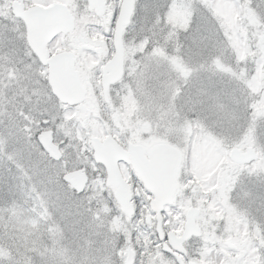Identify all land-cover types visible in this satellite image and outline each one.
<instances>
[{"label": "rangeland", "instance_id": "obj_1", "mask_svg": "<svg viewBox=\"0 0 264 264\" xmlns=\"http://www.w3.org/2000/svg\"><path fill=\"white\" fill-rule=\"evenodd\" d=\"M187 2L211 5V14L220 43L213 49L210 62L197 65L196 70L186 53L169 54L168 43L172 36L165 37V41L156 46H152L147 39L133 43L128 29L123 34V81L130 73L139 72L143 65L152 62L155 74L167 84H173L178 79L191 78L190 86L183 83L181 85L185 91L189 90V87L202 89V99L207 105L219 101L225 106L235 107L231 99L233 90H237L239 94L246 93L252 102L247 107L246 120L241 121L243 128L239 139H236L234 133L230 141L231 146L222 147L225 144L224 139L205 130L203 125L200 126V132L203 134H198L195 126L189 123L195 119L186 120L184 124L177 126L174 120L169 119L167 113L159 114L155 119L150 114L139 116L137 100L132 90L128 89L127 97L123 96L122 103L127 100L130 115L115 114V118L88 117L85 114L87 104L75 112H63L65 121H78V124L87 130L86 135L78 136L79 143L73 141L74 147L69 145L67 151L71 155L64 165L67 169L64 173L84 168L95 180L96 196L102 202L107 198L103 211H113L117 205L113 200L112 191L106 187L103 178L99 177V167L89 158V139L93 136L103 138L106 134H111L125 143L123 145L139 141L171 143L181 151L182 162L178 191L169 210L176 209L175 215L182 219L188 207L200 209L196 223L202 230L203 238L190 244L193 259L198 264H264V56L251 61V57L236 55L238 50H229L232 45L236 49L249 47L248 44L242 45L243 36L239 32L242 16L245 20L248 18L249 21H257L260 29L257 34H262L264 10L260 9L254 0ZM10 16L9 0H0V34L13 31L11 26H8ZM185 19L183 10L177 9L172 23L178 27L185 23ZM250 38L256 43L258 36L251 32ZM146 47L152 48L147 56L144 55ZM174 48L177 49L176 52L180 51V45L174 44ZM6 59L7 57H0V87L1 82L5 81V74L9 78L14 75L13 72L5 73L4 64L8 63ZM239 60L240 67L237 66ZM42 75L44 76L43 72ZM55 106L49 100L43 107L55 112L58 109H55ZM110 109L114 111L116 108ZM24 114L27 115V110H24ZM44 119H48V116L37 117L33 123L45 128L41 124ZM11 139V126L8 131H4L3 125H0V264H41L45 257L58 260L59 264H111L106 252L112 242L105 238L95 224L86 219H80L73 232L67 236L73 251L70 253L67 247L62 246L61 242L65 239L64 226L52 221L43 200H28L29 211L37 217V220L28 224L32 231H18L10 224L4 223L8 217L19 216L23 212V209L12 203L15 200L12 175L19 165L15 163L16 153L10 152L6 155L4 151L5 145ZM18 142L22 151L28 148L23 139ZM64 144H68V140H65ZM233 148L241 151L253 149L256 160L245 166L232 163L229 160V152ZM49 178L57 182L58 186L63 183L60 176L50 175ZM80 195L83 196L84 192ZM209 195L211 198L207 199ZM5 201L10 204L8 208L3 207ZM166 213L173 211L167 210ZM118 220L117 218L113 223ZM41 222L46 227L36 233L39 235L37 239L33 232L39 228ZM123 234L119 236L121 245H125L128 240V236ZM137 243L141 244L136 259L139 264H144L142 257L148 255L144 252L145 247L156 250L152 264H174L157 247L141 241ZM226 243H229L232 249H228ZM116 248L120 256L124 248Z\"/></svg>", "mask_w": 264, "mask_h": 264}, {"label": "clouds", "instance_id": "obj_2", "mask_svg": "<svg viewBox=\"0 0 264 264\" xmlns=\"http://www.w3.org/2000/svg\"><path fill=\"white\" fill-rule=\"evenodd\" d=\"M129 29L130 33H135L137 41L147 39L152 46L162 43L168 35L167 32L162 36L145 35L135 26V22L129 25ZM174 44L180 45L179 52L175 51ZM184 44L185 36L180 31L168 43L169 54H183L182 46ZM150 52L144 55L147 56ZM0 57L10 58L11 62L4 64L5 73H14L11 78L5 74L4 79L7 83L0 87V125H3L4 131H8L9 126L12 129V139L5 145L4 151L6 155L10 152L16 153L15 163L19 167L12 175L15 195V200L12 203L23 209L19 216H10L4 223L10 224L12 228H16L18 231H32L28 224L32 220H37V217L29 211L28 200L31 199L33 202L43 200L52 221L63 224L65 239L61 243L62 246L69 249L70 253L73 249L67 236L73 232L80 219H86L89 223L95 224L105 238L112 242L106 252L110 257L111 264H127V261L132 258L118 255V249L115 245L119 243L120 234H113L108 229L113 213L111 209L108 212L103 211L107 198L102 202L96 196L94 178L89 174L88 182L83 187V196L64 183H60L58 186L57 182L49 178L50 175L62 177L63 173L67 171L64 165L71 155L67 149L69 145H73V141L79 143L78 136L86 135L87 130L83 129L78 121H65L62 110L57 109L55 112H50L47 107H43L49 103L47 85L44 84L45 77L42 75V72L47 71L45 66L36 67L34 61L31 64L18 62L19 58L15 56L14 50L10 47L0 46ZM26 59L30 58L26 57ZM21 85H23V90ZM180 87L184 88L183 85ZM128 89L132 90L137 100L139 116L150 114L155 119L157 115L167 113L169 119L174 120L177 126L184 124L186 120L196 119L195 113L185 112L182 94L177 93L173 84L161 81L155 74L152 62H147L140 68L139 72L130 73L125 78L120 85L121 95L126 94ZM25 109H27V115L22 118L20 113L24 112ZM43 115H47L51 122L49 128H40L33 123V120ZM25 129L29 130L26 131ZM50 131L51 136L49 137L47 134ZM38 133L44 135L48 142L56 146L58 156L51 155L44 148ZM20 139H23L28 146L23 151L18 142ZM65 140H68V144H64ZM61 144H64V147L61 148ZM9 206V202L5 201L3 207L8 208ZM113 207H115L114 203ZM118 215L122 217V224L140 234L142 226L137 223L132 228L131 225L127 224L125 214L118 213ZM44 227L46 225L41 222L39 228L33 232L37 239H39V235L36 233L41 232ZM124 247L126 245H120V248ZM144 252L148 253L147 256L142 257L144 264H152L156 257V250L145 247ZM41 264H59V261L45 257ZM136 264L139 262L137 261Z\"/></svg>", "mask_w": 264, "mask_h": 264}, {"label": "flooded vegetation", "instance_id": "obj_3", "mask_svg": "<svg viewBox=\"0 0 264 264\" xmlns=\"http://www.w3.org/2000/svg\"><path fill=\"white\" fill-rule=\"evenodd\" d=\"M13 1H21L24 7V10H27L32 7H39L42 9L49 8L55 4H60L64 6L72 18V23L70 27V23L68 22L65 26H61L63 29L57 32L56 34L51 35L53 30V26L50 24V21L46 16L34 17L33 23L30 26V32H28L26 25L23 20L18 17H14L11 15L9 18L8 26H11L10 29L13 31L9 33V35L14 37L13 50L15 56L19 58L18 62H23L27 64H31L33 61L35 62L36 67H40L41 65L45 66L48 71V64H45L40 59L39 55H44L45 61H50V58L58 56L60 54H64L66 60L62 65H58V69L60 70H69L70 65H73V71L76 73L80 84L86 89V99L79 105L70 106L64 104L58 100L48 84L47 80V71L43 72L45 80L43 81L45 85H47L46 91L48 94V98L51 102H53L56 106L55 109H60L62 112H75L80 107L87 104V109L85 114L88 117H97V118H107L113 117L115 118V114L119 115H130V105L127 104V100L125 103H122V98L124 95H121L120 92V84L123 81V78L117 83L109 86L108 88V101L104 100L103 90L101 87V70L103 65L112 57L114 54L113 47V34L115 24H112L113 21V7L114 0H94V6L91 8L89 6L88 0H51V6L48 0H9V8ZM123 0H119V10L121 7ZM257 4L258 0H254ZM136 0H133V5ZM66 10H62L63 13H66ZM11 13V11H10ZM68 19V15H65ZM7 18V17H6ZM247 20V22H246ZM245 20L244 16L241 17L240 20V34L243 36L242 45L248 44L249 47L236 49L233 45L231 52H236V55H246L251 57L249 60H253L256 57L264 56V23L262 26V34L258 35V31H260L258 27L257 21H249L248 18ZM253 22V23H252ZM5 23V22H3ZM116 23V21H115ZM111 25V27H110ZM130 21L128 25L124 28V31L129 29ZM175 27V25L173 24ZM256 28V29H255ZM257 30V31H256ZM258 36L257 42L253 43V39L250 38L251 32ZM132 36L133 43L139 42L135 38V33H129ZM30 36V40H28ZM171 37V36H170ZM173 37V36H172ZM165 41V40H164ZM163 49V48H161ZM175 51L177 50L174 48ZM164 50V49H163ZM228 51V48L226 49ZM228 53V52H227ZM30 58V59H26ZM8 63L11 62L10 58L6 59ZM243 60H241L242 62ZM244 63V61H243ZM244 64H242L243 66ZM237 66L240 67V60L237 61ZM93 73V74H89ZM125 75V70L123 77ZM3 84L7 83V81H2ZM23 90V85H21ZM26 91V90H25ZM125 97V98H126ZM91 98V99H90ZM23 99V97H21ZM123 104V105H122ZM116 108L114 111L110 108ZM27 110V109H25ZM21 117H25L24 112L20 113ZM101 118V120H103ZM58 123V121H57ZM41 124L45 128H49L51 126L49 119L42 120ZM54 130V129H52ZM39 134V133H38ZM107 136H110L118 146L123 150L120 151V159L117 161V168L120 174L121 180L125 183V189L129 193V211L122 210L120 204L117 202L115 198L116 189L107 187L112 191V197L117 205V208L113 209V215L110 218L108 229L111 233H120L124 235L125 233L128 236V240H126V247L121 251L120 256L124 257V254L128 250H133L135 252V262L138 256V250L140 249L141 244L137 242H145V244H151L153 247H157L164 255L169 257L175 264H189L193 262L198 264L192 255V251L190 249V244L195 241L203 238L202 232L200 229L199 237H190L188 240L182 243L184 248V252L179 254L182 262L178 263L176 261V256L178 252L173 251V253L164 252L163 245H168V233L172 232L176 237H179L183 232V226L185 223L186 211L182 219L178 218L173 210H169V207H165L161 212V220L159 223V228L162 231L163 238L159 239L158 235V223L156 221V215L150 209V201L152 200V194L144 187L143 181L139 176V172L134 168V160L136 162L140 161V157H142V164L144 166H150L154 163L151 160L150 152L151 150L160 145V144H168L169 146L175 147L171 143H166L164 141H155V142H144L139 141L135 143H122L119 139L113 137L111 134H106L103 138L98 139L103 143ZM64 144H61L60 147H63ZM90 146V139H89ZM129 146H138L139 149L138 154H130ZM91 149V148H90ZM248 150V149H247ZM247 150H243L247 151ZM241 151V150H240ZM89 158L92 162L99 167L101 173L99 175L100 178H103L104 182L106 181V171L104 167L98 163H95L92 157V150ZM238 165V164H236ZM243 166V165H238ZM84 170V168H79ZM77 170V169H76ZM146 172H151L152 174L156 173L155 169L146 170ZM149 176V175H148ZM179 177V174H178ZM176 196V195H175ZM175 198V197H174ZM211 195L207 197L210 199ZM174 202V200H173ZM139 203V207H138ZM173 204V203H172ZM190 208V207H188ZM187 208V209H188ZM197 208V207H196ZM199 209V208H198ZM173 211V213H166V211ZM200 210V209H199ZM109 210H104V212H108ZM118 213H123L127 217V224L131 225L132 228L136 226L138 223L141 228L140 234L137 231L132 230L131 228L126 227L122 224V217L118 215ZM200 213H198L199 215ZM197 215V216H198ZM194 221L196 223V218ZM180 217V216H179ZM99 218V217H97ZM119 219L117 223H113L114 220ZM200 227V226H199ZM116 230V232H115ZM136 240V247L134 242ZM122 241L119 240V243L115 245V247H120Z\"/></svg>", "mask_w": 264, "mask_h": 264}, {"label": "water", "instance_id": "obj_4", "mask_svg": "<svg viewBox=\"0 0 264 264\" xmlns=\"http://www.w3.org/2000/svg\"><path fill=\"white\" fill-rule=\"evenodd\" d=\"M90 7L94 6V0H88ZM133 0H123L119 12V18L116 22L115 32H114V49L115 53L112 58L105 64L102 69V87L104 90V95L106 97L107 89L111 84H114L122 77V63H123V50H122V31L123 27L128 24L130 15L132 13ZM12 13L15 16H19L23 19L27 26L28 32H30V26L32 25L33 17L46 16L49 21H52L53 33L61 29L62 25L66 22L64 18L65 13L62 9L64 6L56 4L50 8L42 9L40 8H30L23 11L22 3L13 2L12 3ZM69 17V16H68ZM71 22V18H70ZM30 40V36L28 38ZM43 63L48 64V82L52 88L53 94L63 103L69 105L80 104L84 101L86 91L79 84L78 77L74 71L70 70H60L58 65L63 63V56L59 55L52 58L50 61H45L44 55H39ZM51 136V131L47 134ZM40 142L43 144L44 148L53 156H58L56 146L45 139L44 135L39 134ZM91 146L93 148V157L97 163H101L107 173V186L115 187L116 193L115 197L120 203L122 210L129 211V194L125 189V184L120 178V174L117 168V161L120 159V151L123 152L120 146H118L110 136H108L104 143L101 144L97 138L91 139ZM138 146H129L130 154H135L139 152ZM124 153V152H123ZM125 154V153H124ZM151 160L154 163L148 168L142 164V157L140 161L136 162L134 160V168L139 172L140 176L143 178L147 187L154 194V200L150 202V206L153 211L157 213V218L159 221V212L165 204L171 203V198L176 189L175 178L179 168L180 154L177 150L167 146L158 145L154 147L151 152ZM230 158L233 161L245 163L249 162L254 158V153L252 151L246 153H240L238 150H232ZM155 169L156 173L146 172V170ZM149 175V176H148ZM62 180L69 183L78 193L83 191L84 185L87 183V176L83 170H76L66 173ZM148 183V184H147ZM198 214V210L189 209L186 212V222L184 224V232L181 237L176 238L173 234L169 233V244L172 249H169L167 245L163 246V250L172 252L176 250L183 252L181 243L186 241L192 235L198 236L200 231L198 227L193 222V218ZM159 237L161 238V232L159 227L157 228ZM232 248L231 245H228ZM126 257H131V260L127 261V264H133L134 252L128 251ZM179 260V258H178Z\"/></svg>", "mask_w": 264, "mask_h": 264}, {"label": "snow or ice", "instance_id": "obj_5", "mask_svg": "<svg viewBox=\"0 0 264 264\" xmlns=\"http://www.w3.org/2000/svg\"><path fill=\"white\" fill-rule=\"evenodd\" d=\"M48 2L51 6V0ZM258 3L260 9L264 10V0H258ZM132 7V14L129 18L130 24L135 22V26L145 35L162 36L167 32L168 37L178 35L182 31L185 36V44L182 46V50L189 57L193 68L196 69L197 65L210 62L213 49L220 43L218 30L211 14V5L206 6L197 2L189 4L187 0H136ZM177 9L183 10L186 19L183 25L174 27L172 17ZM118 18L119 0H114L113 25ZM13 44V36L7 33L0 34V46L12 47ZM149 51H152V48L146 47L145 53ZM197 82H199L198 79ZM181 83L190 86L192 79H178L173 83V86L177 93L182 94L185 112L195 113V121H189V123L195 126L198 134H203L200 132V126L203 125L205 130L224 139L225 144L222 147L231 146L230 141L234 133L236 139H239L243 128L241 121L246 120L247 107L252 102L246 93L239 94L237 90H233L231 99L235 107L225 106L219 101L207 105L202 99L204 95L202 89L189 87V90L185 91L184 88L180 87Z\"/></svg>", "mask_w": 264, "mask_h": 264}]
</instances>
